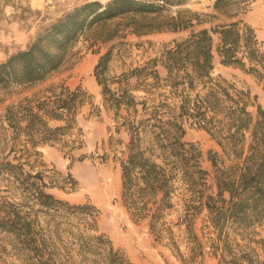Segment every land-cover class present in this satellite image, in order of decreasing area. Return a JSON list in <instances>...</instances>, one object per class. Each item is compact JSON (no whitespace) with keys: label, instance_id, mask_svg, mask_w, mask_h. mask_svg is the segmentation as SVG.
<instances>
[{"label":"trees","instance_id":"obj_1","mask_svg":"<svg viewBox=\"0 0 264 264\" xmlns=\"http://www.w3.org/2000/svg\"><path fill=\"white\" fill-rule=\"evenodd\" d=\"M188 0H108L86 2L56 20L23 50L0 63V88L30 87L45 82L66 66L70 51L80 37L92 33L96 43L108 44L125 32L135 36L190 29L192 20L170 8ZM226 0H216L214 9L223 11ZM121 23H118V22ZM115 23V24H114ZM118 23V24H116ZM205 22L198 21L201 25ZM241 21L192 31L182 42L165 50L160 59L149 60L108 83L112 50L101 54L93 77L101 87L103 105L112 110L128 134L125 158L120 163V200L132 221H147L158 242L173 232L166 217L173 208L175 182L183 186V217L186 233L203 247L194 232V222L206 211L208 222L224 247L227 230L264 224V110L249 91L212 77V35L220 63L264 80V50L253 30ZM158 67L166 71L164 77ZM48 96L25 99L6 111L9 128L17 139L24 136L21 154L0 160V176H7L21 191L25 204L52 219L81 218L73 235L77 255L88 264H134L97 229L98 209L91 204L70 205L47 190L62 188L49 182L34 163L43 167L41 149L58 143L74 129L79 109L89 96L80 88L62 85L45 90ZM135 93H141L140 96ZM255 107V115L249 109ZM124 112V114H121ZM57 124L53 126L52 124ZM204 131L220 152H209L215 194L207 193L208 173L200 165V151L183 141L186 128ZM118 132V129H115ZM10 151H13L12 149ZM33 159V160H30ZM27 168V170H26ZM0 209V231L12 235L37 264H64L47 253L45 236L35 232L37 215L5 202ZM226 264H249L232 260Z\"/></svg>","mask_w":264,"mask_h":264},{"label":"rangeland","instance_id":"obj_2","mask_svg":"<svg viewBox=\"0 0 264 264\" xmlns=\"http://www.w3.org/2000/svg\"><path fill=\"white\" fill-rule=\"evenodd\" d=\"M91 1L104 4L108 0H0V63L9 55L25 49L39 33L66 13ZM215 1L188 0L184 5L169 9L173 16L180 11L186 21L192 20L193 27L187 30L144 36L121 31L118 38L106 45L91 40L92 33L85 34L72 47L66 66L45 82L30 87L0 88V160L18 158L25 141L23 135L17 139L16 131L9 128L5 118L8 109L25 99L48 96L45 90L52 85H62L71 91L80 88L87 93L89 99L79 109L74 129L53 146H44L41 149L43 167L34 163V168L42 171L49 182L62 187L47 190L55 198L70 205L88 203L95 206L99 211L96 224L99 233L134 264H226L232 260L264 264V224L229 228L228 246L224 247L216 240L206 211H202L194 222V232L203 247L202 256L194 257L197 246L189 239L180 220L185 193L179 182H175L173 208L166 217V226L172 230L173 240L164 237L157 242L149 232L147 221H132L120 200V163L125 158L128 134L113 111L103 105L101 87H97L93 78L97 59L111 49L108 83L115 92L118 87L111 84L112 78L149 60L160 59L165 50L187 39L192 31L233 21H241L242 25L250 27L264 50V0H226L221 12L214 9ZM198 21L205 23L199 25ZM212 43V77H220L240 90L249 91L255 97V104L264 110V80L259 81L240 69L223 66L215 52L219 45L218 35H212ZM158 72L161 77L166 74L161 67ZM249 111L255 115V107ZM183 141L200 151V165L208 173L207 193L214 195V174L208 154L220 152L218 146L204 131L189 127ZM20 191L7 176H0V209L6 210V201L16 205L21 203L18 209L33 218L37 215L35 232L44 235L48 241L47 253L53 254L60 263L88 264L77 255L74 245L73 235L77 234L76 226L81 218L68 221L58 217L54 220L37 212V208L30 209ZM0 264H37V260L12 235L0 231Z\"/></svg>","mask_w":264,"mask_h":264},{"label":"crops","instance_id":"obj_3","mask_svg":"<svg viewBox=\"0 0 264 264\" xmlns=\"http://www.w3.org/2000/svg\"><path fill=\"white\" fill-rule=\"evenodd\" d=\"M97 61H98V59H97ZM97 61H96V63H97ZM96 63H95V65H96ZM95 65H94V67H95ZM94 67H93V69H94ZM93 78H94V77H93ZM94 81H95V83H96L95 78H94ZM96 85H97V87H99L97 83H96Z\"/></svg>","mask_w":264,"mask_h":264}]
</instances>
